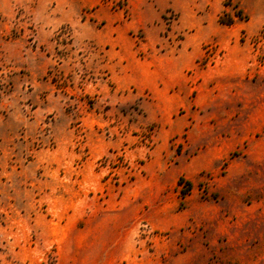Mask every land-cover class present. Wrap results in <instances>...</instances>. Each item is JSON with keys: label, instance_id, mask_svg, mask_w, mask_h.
I'll list each match as a JSON object with an SVG mask.
<instances>
[{"label": "rangeland", "instance_id": "1", "mask_svg": "<svg viewBox=\"0 0 264 264\" xmlns=\"http://www.w3.org/2000/svg\"><path fill=\"white\" fill-rule=\"evenodd\" d=\"M0 264H264V0H0Z\"/></svg>", "mask_w": 264, "mask_h": 264}, {"label": "trees", "instance_id": "2", "mask_svg": "<svg viewBox=\"0 0 264 264\" xmlns=\"http://www.w3.org/2000/svg\"><path fill=\"white\" fill-rule=\"evenodd\" d=\"M231 22H232V20L230 19V18H228V20H227V23L226 24H231ZM187 186H186V189H189V187H190V184L187 182V184H186Z\"/></svg>", "mask_w": 264, "mask_h": 264}]
</instances>
